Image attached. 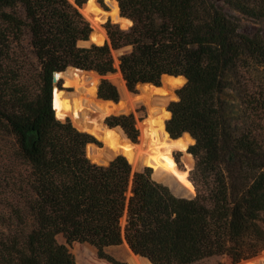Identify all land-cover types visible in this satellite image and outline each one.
<instances>
[{
	"label": "trees",
	"instance_id": "16d2710c",
	"mask_svg": "<svg viewBox=\"0 0 264 264\" xmlns=\"http://www.w3.org/2000/svg\"><path fill=\"white\" fill-rule=\"evenodd\" d=\"M86 0H0V264H77L67 244L94 246L100 258L123 242L121 220L131 190L145 205L176 204L173 239L156 241L160 258L185 260L215 250L237 260L264 251V0H117L128 29L108 21L103 45L82 46L91 23ZM256 25L253 33L219 5ZM124 50L116 67L114 52ZM69 66L101 76L120 71L128 89L160 86L163 75L184 76L168 105L166 129L189 133L192 198L177 197L117 156L108 165L90 160L95 138L56 117L54 74ZM101 99L118 102L103 78ZM134 142L133 114L113 115ZM139 226L145 223L139 222ZM141 264H149L139 257ZM89 264V263H87Z\"/></svg>",
	"mask_w": 264,
	"mask_h": 264
},
{
	"label": "rangeland",
	"instance_id": "374dc122",
	"mask_svg": "<svg viewBox=\"0 0 264 264\" xmlns=\"http://www.w3.org/2000/svg\"><path fill=\"white\" fill-rule=\"evenodd\" d=\"M69 1L75 4L76 0H69ZM112 1L115 3L117 13L119 14L117 0H112ZM94 2H95L94 5L96 6L97 10L105 14V17L102 20L103 22L102 21L100 22L101 24L104 25L108 21L119 24L118 22L119 20L115 21L113 19L112 13L114 12V10L112 9V6L110 4L111 0H94ZM218 3L219 5H221L224 11L228 13V15L240 21V23L242 24V30L244 32L253 33L255 31L256 25L253 22L243 17L240 13L229 8L223 2L219 1ZM83 5H82V9L80 8V10L85 16V18L90 22V20L87 17V13L84 11ZM114 56L116 59V67H118L119 54L114 52ZM76 73L78 74V79L75 83L71 82V80L69 79H67L66 81H61L59 83V86L61 87L62 91L56 92L55 94L56 115L58 116V118H61V119L67 118V120H69L73 125H75L78 130L81 128L82 130H85L86 132L91 134L96 140L94 144L98 145L99 147H101L102 150L106 151L107 148H109V146L106 145V143L103 140H100L99 138H97L92 133V130L88 129L87 125L83 123L75 124V122L69 117L64 107V102H62L64 99L63 96H66L68 94L80 95L82 98L85 97L84 90H86V88L89 87L90 85L89 81L86 78L90 74H85V73H80V72H76ZM115 76L122 77L120 71H117L116 73L108 74L102 77L95 75L96 78L93 80V84L95 85V93L97 94V88L100 84L99 82L100 78L101 80L103 78L110 80L117 87V85L113 81ZM184 84L185 83L182 80V83L179 84L178 86H174L173 89L177 90L181 88ZM125 86L132 97V99H129V100L135 102V106L131 114L134 115L135 120H136V126L139 130L138 140L136 142L133 141L135 143L133 144L130 141L131 139L121 129L119 128H115V129L117 131H122L124 133L126 139L129 141L128 143L129 145H137V144H141L140 138L143 132L142 127L146 128L147 126L148 118L150 116V105H153V103L155 102V99L157 101L156 106L163 107L165 109V107L168 106L170 102L175 101L178 98L175 95V93H172L171 98L165 104L164 101L162 100V96L166 95L169 92L161 89L163 92L156 91V92L151 93V98L149 97L151 100L150 99L144 100L143 92L145 90L149 91L148 88H150V86L144 87L145 90L143 92L140 86H137L136 92H131L126 85V82H125ZM151 88H154V87H151ZM119 94H120V100L122 101L123 98H122L120 91H119ZM157 97H159L160 99H158ZM68 100L69 101L72 100L70 96L68 97ZM150 102L152 104H150ZM83 108L89 113V118L92 117L91 120H93L98 114L97 113L98 111H96L95 109L89 106H86L87 109L85 108V106ZM125 114H128V113H125ZM113 115L112 114L104 115L102 117V121L104 122V120H106V123H107V118ZM169 118L170 116H167V118L164 117V121H163L164 128H165V122ZM192 144H194L193 141L189 142L184 150H180L176 148L172 149L170 146V147H167V149H162L159 152V156H166L165 153L167 152L169 153L168 156H170L172 160L175 171H177L180 174L185 175L188 183L190 184L191 194L190 193H188L187 195L176 194L169 184H167L164 180L158 177H155L154 175L155 169L149 166L153 169L154 179L156 180L158 179L157 181L164 183L165 185L169 186V188L171 187L170 188L171 191L177 197L192 198L195 195V189H194L193 183L190 180V172L194 169L196 160L194 157H192L191 154H189L191 157L188 158L190 166L185 160L187 148L188 146L190 147ZM91 149L92 151H96V149H99V148H97L96 146L87 147V150L90 151ZM98 152H101V150L99 149ZM120 154L124 155L131 163L127 153H125L123 150L117 151L116 153H114V155H120ZM112 156H113L112 154L109 155L110 158ZM146 166L147 165H144V166L142 165L138 169L134 170L133 168V170L139 171L145 168ZM2 198L4 197L3 195L0 194V200ZM175 207H176V204L171 201H159L151 205H145L143 202L140 201L137 195H135L131 190H129L126 194V210H125L123 217L121 218V220L126 221V223H128L126 227L122 226L123 242L119 246L108 248L107 253L113 258L119 261H124L128 264H131L129 262V258H130V255L132 254L138 257L145 258L150 264H250L251 263L250 260H237L233 256L227 253H222V252H218L215 250L196 251L192 257L185 259V260H179L175 257V255L170 253L169 259H168L169 261L168 262L163 261L160 258L158 250L156 248V241L157 240L163 241L166 246H168V243L172 241L173 235H174V233H172V228L174 225L173 210L175 209ZM4 212L5 210L3 209V205L0 204V215L1 213H4ZM139 222H143L145 223V225L141 227L138 225ZM57 240L60 243L66 244L68 246L71 253L75 256L77 264H87V263L89 264H112L106 259L100 258L98 255L97 249L90 244L79 243V242H75L73 244H67L65 238L61 234H57ZM138 262H140L139 258H138Z\"/></svg>",
	"mask_w": 264,
	"mask_h": 264
},
{
	"label": "bare ground",
	"instance_id": "6f19581e",
	"mask_svg": "<svg viewBox=\"0 0 264 264\" xmlns=\"http://www.w3.org/2000/svg\"><path fill=\"white\" fill-rule=\"evenodd\" d=\"M94 3V0H89L86 11L88 13H92L95 17V20L102 21L105 17V14L98 11ZM110 4L112 6V9L114 10V12L112 13L113 19L115 21L119 20L118 22H120L121 19L119 18V14L117 13L115 3L111 0ZM89 74L90 75L86 79L89 81L90 85L86 88V90H84V98L76 94H68L66 96H63L64 99L62 102H64V107L69 117L75 122V124L83 123L87 125L88 129H91L92 133L97 138L103 140L106 145L109 146V148H107L106 150L108 152L106 154L108 157L110 154L114 155V153H116L117 151L123 150L125 153H127L131 163L133 164V168H135L138 164L151 166L155 169V177H158L169 184L176 194L187 195L188 193H190V184L188 183L185 175L175 171L172 160L170 156H168L169 153H165L166 156H159V152L162 149H167V147L170 146L172 149L176 148L184 150L187 144L193 141L192 138L186 134L177 139L170 138L169 134L163 127L164 117L167 118V116H170V113L167 112L163 107L156 106L157 101L155 99L153 105H150V116L148 118L147 126L146 128L142 127L143 132L140 138L141 144L129 145V141L126 139L122 131H117L115 128H109L103 123L102 117L107 114L113 115L116 107L111 102L98 99L96 97L95 85L93 84V80L96 78V74ZM67 79L75 83L78 79V74L76 72H69V76ZM182 80V78H169L168 83H170L172 86H178L182 83ZM113 81L117 85L123 99H132L130 93L126 89L125 82L122 77L115 76ZM148 89L149 91H146L144 89V100L150 99L152 92H163L161 89L155 87H150ZM171 95L172 93L169 92L166 95L162 96V100L165 104L171 98ZM69 96L72 99L71 101L68 100ZM157 98L160 99L159 97ZM84 106L85 108L86 106H89L98 111L96 117L94 118L93 116V120H91L92 117L89 118V113L83 108ZM97 153L98 149H96V151H92L91 149L90 153H88V156L94 157ZM189 157L191 156L186 153L185 160L190 166L188 160ZM138 258V256L132 254L130 255L129 262L131 264H141L140 262H138ZM142 259L146 260L145 258ZM250 261V264H264V253L261 254V256L259 255L257 258Z\"/></svg>",
	"mask_w": 264,
	"mask_h": 264
},
{
	"label": "water",
	"instance_id": "95a60500",
	"mask_svg": "<svg viewBox=\"0 0 264 264\" xmlns=\"http://www.w3.org/2000/svg\"><path fill=\"white\" fill-rule=\"evenodd\" d=\"M88 1L89 0H87L86 3L83 6H84V11L87 13V17L90 20L92 31H91V33L89 35L88 40L80 41L79 44L82 45V46H86V47H90L92 45H103L108 40V35H107L106 28H105V26L103 24L100 23L101 21L95 20V17H94V15L92 13H88L86 11ZM117 3H118V1H117ZM118 8H119V18L121 19V21L119 22L120 27L123 28V29L130 28L133 25V21L131 19L121 15L119 3H118ZM81 9H82V7H81ZM123 52H124V50L115 51V53L119 54V56ZM75 71L76 72H80V73H85V74L94 73L97 76L102 77L96 71L83 70V69H79V68H76V67H73V66H69L65 71L55 73L54 74V79H53L54 86H53V91H52V103H53V108H54L55 111H56V108H55V94H56V92L62 91L61 87L59 86V83L61 81H66L67 80V78L69 76V72H75ZM169 78H182L184 80L183 81L184 83L187 81L184 76L163 75L162 83H161L160 86L154 85L152 83H139L138 86L141 87L142 92L144 91V87L145 86H150V87L163 89L164 91H167V92H170V93H175V95L177 96L176 90L173 89L174 86H172L170 83H168V79ZM99 82H101V78H100ZM96 95H97V98L100 99L99 95H98V88H97V94ZM177 98H178V96H177ZM102 100H104V99H102ZM105 101H108V100H105ZM109 102H111L116 107L115 110H114V114L115 115H122V114H125V113L131 114V112L133 111V108L135 106V102H133L131 100H127V99H123L122 101L119 100L118 102H115V101H109ZM150 104H152V103L150 102ZM165 110L170 113V117H171V112L168 110V106L165 107ZM56 117L58 118L57 115H56ZM58 119H60L62 121H67V118H63V119L58 118ZM103 123L107 127L113 128L108 123H106V120H104ZM115 128H119V129H121L124 132V130L121 127H115ZM79 130L82 131V132H86L85 130H82L81 128ZM165 130L167 132L166 122H165ZM86 133H88V132H86ZM185 134L190 136L192 138L193 142H195V140L193 139V137L189 133H184L183 135H185ZM169 136H170V134H169ZM170 138H172V137L170 136ZM172 139H174V138H172ZM130 141H131V143L135 144L132 140H130ZM90 146H96L97 148H99L101 150V152H98L94 157L88 156L92 162H94L96 164H99V165H108L117 156L121 155V154L120 155H113L111 158H109L106 155L108 152L105 151V150H102L101 147H99L98 145H96L94 143H91L87 147H90ZM99 149H98V151H99ZM188 149H189V146L187 148V153L191 154V153H189ZM86 150H87V148H86ZM88 153H90L89 150H87V155H88ZM121 156H124V155H121ZM192 157H194V156L192 155ZM131 165L133 166V164H131ZM141 166H142V164H138L134 169H138ZM146 167H149V166H146ZM263 253H264V251L261 254H263ZM257 257L251 258L249 260H254Z\"/></svg>",
	"mask_w": 264,
	"mask_h": 264
}]
</instances>
